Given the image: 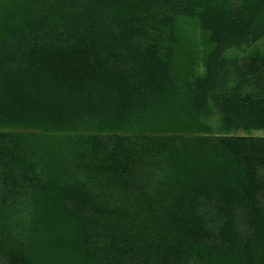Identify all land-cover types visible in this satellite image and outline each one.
Here are the masks:
<instances>
[{"label":"trees","instance_id":"16d2710c","mask_svg":"<svg viewBox=\"0 0 264 264\" xmlns=\"http://www.w3.org/2000/svg\"><path fill=\"white\" fill-rule=\"evenodd\" d=\"M0 1V264H264V0Z\"/></svg>","mask_w":264,"mask_h":264},{"label":"rangeland","instance_id":"374dc122","mask_svg":"<svg viewBox=\"0 0 264 264\" xmlns=\"http://www.w3.org/2000/svg\"><path fill=\"white\" fill-rule=\"evenodd\" d=\"M2 1H0V6ZM177 40L173 49V60L176 72L184 79L192 78L205 73V61L214 49L209 34L202 32L199 19L178 16L176 19ZM258 46L264 47V39ZM238 51L232 50L227 55H235ZM255 137H264V131L253 132Z\"/></svg>","mask_w":264,"mask_h":264},{"label":"bare ground","instance_id":"6f19581e","mask_svg":"<svg viewBox=\"0 0 264 264\" xmlns=\"http://www.w3.org/2000/svg\"><path fill=\"white\" fill-rule=\"evenodd\" d=\"M103 76V75H102ZM229 173V172H228ZM255 261V260H254Z\"/></svg>","mask_w":264,"mask_h":264}]
</instances>
